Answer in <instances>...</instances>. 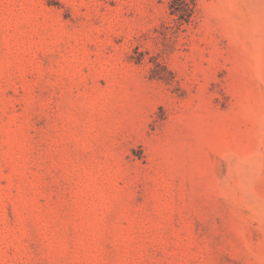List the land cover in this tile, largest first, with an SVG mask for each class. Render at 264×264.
<instances>
[{
	"label": "rangeland",
	"instance_id": "1",
	"mask_svg": "<svg viewBox=\"0 0 264 264\" xmlns=\"http://www.w3.org/2000/svg\"><path fill=\"white\" fill-rule=\"evenodd\" d=\"M0 264H264V0H0Z\"/></svg>",
	"mask_w": 264,
	"mask_h": 264
}]
</instances>
